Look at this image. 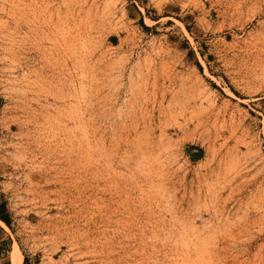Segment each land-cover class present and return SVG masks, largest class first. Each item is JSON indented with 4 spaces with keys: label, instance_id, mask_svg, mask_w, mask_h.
Here are the masks:
<instances>
[{
    "label": "rangeland",
    "instance_id": "1",
    "mask_svg": "<svg viewBox=\"0 0 264 264\" xmlns=\"http://www.w3.org/2000/svg\"><path fill=\"white\" fill-rule=\"evenodd\" d=\"M0 200V264H264V0H0Z\"/></svg>",
    "mask_w": 264,
    "mask_h": 264
},
{
    "label": "crops",
    "instance_id": "2",
    "mask_svg": "<svg viewBox=\"0 0 264 264\" xmlns=\"http://www.w3.org/2000/svg\"><path fill=\"white\" fill-rule=\"evenodd\" d=\"M195 154V153H194ZM195 156H197L195 154ZM2 201L0 200V203ZM2 214L8 219V225L2 221L0 219V221H2V223H4V225L6 226H3L1 223H0V255H2L3 251H5V246H6V243H5V239H8V235L7 233L5 232L6 229H9L8 227L10 226L11 224V216L10 214L7 213V210L5 209L4 211H2Z\"/></svg>",
    "mask_w": 264,
    "mask_h": 264
},
{
    "label": "trees",
    "instance_id": "3",
    "mask_svg": "<svg viewBox=\"0 0 264 264\" xmlns=\"http://www.w3.org/2000/svg\"><path fill=\"white\" fill-rule=\"evenodd\" d=\"M197 150H198V152H200L199 151L200 149H197ZM191 156H192V158H194L195 157V154H192ZM197 157L199 158L198 154H197ZM4 210H5V203L2 202V203H0V219L2 221H4L8 225V219L2 214V211H4Z\"/></svg>",
    "mask_w": 264,
    "mask_h": 264
},
{
    "label": "bare ground",
    "instance_id": "4",
    "mask_svg": "<svg viewBox=\"0 0 264 264\" xmlns=\"http://www.w3.org/2000/svg\"><path fill=\"white\" fill-rule=\"evenodd\" d=\"M0 223L2 225H4V223H2V221H0ZM13 262H14V264H21L22 263V257L18 256V250L15 252V254L13 256Z\"/></svg>",
    "mask_w": 264,
    "mask_h": 264
}]
</instances>
